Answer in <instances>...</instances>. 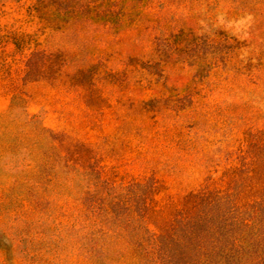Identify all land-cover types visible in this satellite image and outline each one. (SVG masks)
<instances>
[{"label":"rangeland","instance_id":"rangeland-1","mask_svg":"<svg viewBox=\"0 0 264 264\" xmlns=\"http://www.w3.org/2000/svg\"><path fill=\"white\" fill-rule=\"evenodd\" d=\"M221 196L264 202V0H0V264H160Z\"/></svg>","mask_w":264,"mask_h":264},{"label":"trees","instance_id":"trees-1","mask_svg":"<svg viewBox=\"0 0 264 264\" xmlns=\"http://www.w3.org/2000/svg\"><path fill=\"white\" fill-rule=\"evenodd\" d=\"M139 188L128 186L125 194L127 211L142 221ZM156 254L160 264H264V202L242 211L232 196L203 201L193 215L177 220L170 236L157 239Z\"/></svg>","mask_w":264,"mask_h":264}]
</instances>
